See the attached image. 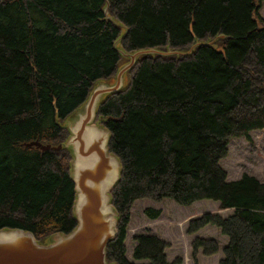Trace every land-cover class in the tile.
Here are the masks:
<instances>
[{
  "label": "trees",
  "instance_id": "1",
  "mask_svg": "<svg viewBox=\"0 0 264 264\" xmlns=\"http://www.w3.org/2000/svg\"><path fill=\"white\" fill-rule=\"evenodd\" d=\"M262 0H0V228L30 231L42 242L69 233L74 183L64 148L63 120L99 79L126 61L114 48L188 50V55H141L126 88L107 95L96 120L110 131L109 151L120 160L110 191L117 234L107 262L179 264L167 259L169 241L134 235L126 256L127 226L135 200L168 198L181 205L210 199L220 212L188 222L193 234L210 224L226 242L218 264H264V182L242 174L228 180L221 160L231 138L250 140L264 129V24ZM223 35V37H220ZM222 48L223 51L217 50ZM26 145V146H25ZM156 219L160 209L146 207ZM197 255L219 250L214 237L194 236Z\"/></svg>",
  "mask_w": 264,
  "mask_h": 264
},
{
  "label": "water",
  "instance_id": "2",
  "mask_svg": "<svg viewBox=\"0 0 264 264\" xmlns=\"http://www.w3.org/2000/svg\"><path fill=\"white\" fill-rule=\"evenodd\" d=\"M107 6L103 8L106 17L123 29L114 48L126 61L119 65L112 78L97 80L87 98L65 117L61 126L69 134L63 142L54 146L38 141L28 143L42 150L64 148L68 151L76 226L67 234L55 232L42 242L30 231L0 228V264H116L107 262L105 247L117 234V212L111 203L110 191L120 179L122 166L119 158L109 151V129L96 120L99 105L107 95L126 88L127 72L136 65L139 56L188 55L196 45H212L215 41L196 42L188 50L167 47L128 52L120 46L127 29L107 14ZM217 50L223 51L221 47Z\"/></svg>",
  "mask_w": 264,
  "mask_h": 264
},
{
  "label": "rangeland",
  "instance_id": "3",
  "mask_svg": "<svg viewBox=\"0 0 264 264\" xmlns=\"http://www.w3.org/2000/svg\"><path fill=\"white\" fill-rule=\"evenodd\" d=\"M259 5L258 26H261L264 24V0ZM125 82H128L127 75ZM221 166L226 171L228 180L237 179L246 173L264 182V129L251 131L250 140L244 137L231 138L228 142V154L221 160ZM146 207L160 209V216L156 219L147 217L143 212ZM203 212H221V215L226 216L232 210H219L217 201L210 199L197 200L190 205H181L168 198L161 202L149 198L135 200L124 240L127 258L131 259L135 244L134 235L156 234L171 244L166 249L169 261L179 256L182 260L179 264H193L192 258L191 260L188 258L191 257L190 242L194 236H202L216 238L219 250L211 255H205L200 249L197 255L198 264H218L217 258L222 257V247L226 242V237L219 229L208 224L193 234L186 232L189 220L200 216Z\"/></svg>",
  "mask_w": 264,
  "mask_h": 264
},
{
  "label": "crops",
  "instance_id": "4",
  "mask_svg": "<svg viewBox=\"0 0 264 264\" xmlns=\"http://www.w3.org/2000/svg\"><path fill=\"white\" fill-rule=\"evenodd\" d=\"M217 205H218V202H217ZM221 213V212H220ZM217 259H220V258H217Z\"/></svg>",
  "mask_w": 264,
  "mask_h": 264
},
{
  "label": "bare ground",
  "instance_id": "5",
  "mask_svg": "<svg viewBox=\"0 0 264 264\" xmlns=\"http://www.w3.org/2000/svg\"><path fill=\"white\" fill-rule=\"evenodd\" d=\"M26 146V145H25Z\"/></svg>",
  "mask_w": 264,
  "mask_h": 264
}]
</instances>
